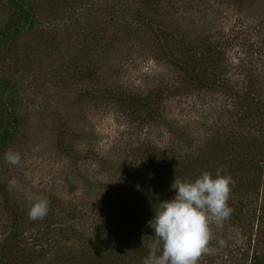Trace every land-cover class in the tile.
Returning a JSON list of instances; mask_svg holds the SVG:
<instances>
[{
  "label": "rangeland",
  "instance_id": "obj_1",
  "mask_svg": "<svg viewBox=\"0 0 264 264\" xmlns=\"http://www.w3.org/2000/svg\"><path fill=\"white\" fill-rule=\"evenodd\" d=\"M21 1L32 23L0 41L8 88H0V132L10 113L17 123L11 142L0 145V185L10 201L8 210L0 195V233L13 209L27 214L28 196L42 195L53 240L35 264H142L128 255L154 242L143 236L144 222L173 197L174 178L213 163L219 147L227 163L240 162L241 145L259 139L264 0ZM22 24L0 0V33ZM204 46L210 56L196 70L214 85L201 90L184 72ZM134 97L145 98L139 114L127 101ZM10 150L20 154L18 165L5 161ZM261 175L249 189L246 178L231 180L228 201L249 210L248 227L228 219L210 225V251L197 264H250L264 250ZM243 184L248 194L240 197ZM129 205L137 206L133 214ZM112 240L123 242L116 261Z\"/></svg>",
  "mask_w": 264,
  "mask_h": 264
},
{
  "label": "trees",
  "instance_id": "obj_2",
  "mask_svg": "<svg viewBox=\"0 0 264 264\" xmlns=\"http://www.w3.org/2000/svg\"><path fill=\"white\" fill-rule=\"evenodd\" d=\"M8 2L16 11L19 12L20 17L23 19V24L18 25V26H13L7 29L6 31L0 33V41L2 39H6L12 35H15V33L21 32L24 29L25 25L28 24V22L32 23L31 19L33 16L31 12L30 4H27L28 5L27 6L21 0H8ZM153 26L156 29H158L159 25L154 24ZM202 50H203L202 55L196 58L195 60L194 59L192 60L191 65L187 67L184 74L190 80V83H194L195 86H198L201 90L203 89L206 90V89H209V87L211 88L214 85V83H211L207 79V76L209 75L207 74L206 70L201 69V68H199V71L196 70L199 67L201 62L206 64L207 57L210 56L209 50L206 48V46L202 47ZM0 88L3 89L4 91L8 90L6 82H4L1 77H0ZM260 99L264 101V90H260V97L258 98V101H261ZM127 101L130 104V108H133L134 113L139 114L140 112L143 111V109L146 108V106H144L145 98L134 97L130 101L129 100ZM9 119L11 122L9 128L0 132V145H5L11 142V140L13 139L14 133L17 130L16 120L13 118L11 113L9 114ZM256 126L260 128L259 139L254 138L252 140H248V143L250 141L251 143H253L252 147H250L248 143L247 144L245 143L241 145V147L239 148V150H242L245 153L243 157L241 158L243 160H240V162L230 161L227 163V161H225V158H227V155L224 153L223 149L219 147V148H216L214 151V155H215L214 162L211 163L210 160L208 159L203 161L204 164H200V166H203L201 170H207V172H210L213 175H215L216 170L220 169L221 174L231 177V180H240L243 177L246 178L247 181L245 183L248 184L247 188L249 189L250 187H253L257 179H260L262 177L261 173L264 174V136H262L263 130L261 129V127L264 128V119L257 117ZM239 137L240 136H238V138ZM260 140L262 143H259ZM223 154H224V157H223ZM201 170L188 171L189 174L187 176H183L182 181L194 180L196 177H198L201 174ZM263 178H264V175H263ZM238 185H239V182H238ZM231 186L232 184L230 183V189H233V187L231 188ZM241 189L242 190H240L241 191L240 197L241 195L243 197L244 195L248 194L246 193L248 192V189H245L244 184L242 185ZM237 193L238 191L235 192L236 195ZM0 195L4 199V203L7 206L8 203L10 202L8 200V190L2 184L0 185ZM239 203L241 202H237L236 205H232L228 201V205L231 207L232 211H231L230 216L227 219L238 222L243 228H245L247 225L245 226L244 223L247 222V216H248L249 210L246 209V207H242V205L237 210V206L239 205ZM7 208L8 210L10 209L9 206H7ZM129 208L130 210H132V214H133L137 206L129 205ZM12 209H13V206L11 210ZM19 211L20 210H18L17 208L11 211V215L13 216L12 225L7 232L4 231L0 233V264H35L39 260V258H42L41 249L46 245L47 240L48 241L53 240V238L48 233L49 223H50L48 214L43 219L32 221L28 218V215L25 214V212L20 214ZM18 214H20L21 216H19ZM126 214L127 213H121L115 216H117L118 219L123 220L124 222L127 223L128 218L126 217L128 216H125ZM112 217L113 216H111V218ZM23 224L27 225V228H28L27 231L22 230V226L20 225H23ZM133 225L136 226V228L138 229L140 227L139 223H133ZM258 227L260 229L259 225L257 226V228ZM28 230H31L32 232H36V234H31L32 238L30 241H29V238L26 236L28 233ZM144 230L145 232L143 236L146 239L149 238V235H151V237L155 239L153 235L154 234L153 230L147 226V222H144ZM112 231L114 232V236L122 237L121 231L117 232L114 229ZM261 231L264 232V227L263 228L261 227ZM60 234L62 235L61 230H60ZM134 235L137 238L141 237V235L135 231H134ZM126 237L128 236L126 235ZM130 239H132V237ZM140 242H142L141 239H140ZM121 243H123L121 242V240H112L111 242L112 244L111 259H113V261H116V259L120 255H123V253H121V251L119 250L121 247ZM50 244L51 243H49L48 246ZM132 245L134 244L132 243ZM125 250L126 252H128V249H125ZM141 252L142 254L140 253V250H139L138 253L136 252L137 253L136 254L135 251L133 250L131 252L132 254L129 252L130 254L128 256H132V258L137 259L139 263L141 262L142 258L148 255L149 249H146V248L141 249ZM124 259L125 258L122 257L119 261L123 262ZM250 264H264V250L259 251L257 255H254L250 261Z\"/></svg>",
  "mask_w": 264,
  "mask_h": 264
},
{
  "label": "clouds",
  "instance_id": "obj_3",
  "mask_svg": "<svg viewBox=\"0 0 264 264\" xmlns=\"http://www.w3.org/2000/svg\"><path fill=\"white\" fill-rule=\"evenodd\" d=\"M4 159L11 165L20 163V154L7 151ZM231 177L203 172L194 180L174 178L171 188L174 196L159 203L155 215L147 222L153 230L154 242L142 264H197L202 254L210 251L213 239L210 225L220 226L231 214L228 205ZM15 178L8 188H15ZM49 212V201L42 195L28 196V218L43 219ZM222 243V242H221ZM159 253V254H158Z\"/></svg>",
  "mask_w": 264,
  "mask_h": 264
}]
</instances>
